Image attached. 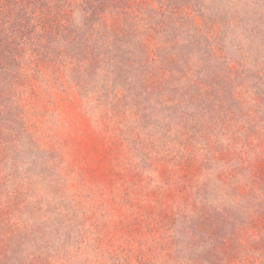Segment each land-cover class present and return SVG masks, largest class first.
<instances>
[{
	"label": "rangeland",
	"instance_id": "obj_1",
	"mask_svg": "<svg viewBox=\"0 0 264 264\" xmlns=\"http://www.w3.org/2000/svg\"><path fill=\"white\" fill-rule=\"evenodd\" d=\"M18 1L64 13L0 37V264H264V0Z\"/></svg>",
	"mask_w": 264,
	"mask_h": 264
},
{
	"label": "trees",
	"instance_id": "obj_2",
	"mask_svg": "<svg viewBox=\"0 0 264 264\" xmlns=\"http://www.w3.org/2000/svg\"><path fill=\"white\" fill-rule=\"evenodd\" d=\"M11 1V0H9ZM29 1V0H28ZM32 1H39V0H32ZM42 1V0H40ZM66 2V0H63ZM73 0H68V6L70 4H74L75 2ZM11 3V4H10ZM31 4V5H30ZM36 3L32 4L30 2H19L18 0H12V2H8V0H0V15L5 19L6 21L11 22V28L12 30H5V28H0V37L1 34L4 35V42L6 43L5 48L3 50L7 51V53L10 52V50H13V48L20 47L21 43H27L32 44L31 41L34 37V35L30 36L31 32L26 28L28 25L33 27H36L37 23H42L43 30H39L40 33L36 35V45L37 48H41L42 42L48 43L51 42L52 39H56L59 36V33L54 30H48L47 27L50 26V24H54L55 26L59 25L62 20V14L64 12H61L60 8H62L60 5L56 6L58 10H56V13L47 15L46 13L41 12L39 15H33L34 11H30L32 13V16L28 19L25 9H30V6L35 5ZM11 6V7H10ZM60 7V8H59ZM67 14V12H66ZM31 20V22H29ZM120 30H90L88 31H81V30H75V37H78L80 35H84V44L88 42V40L94 41L93 45L99 47V51H94V48L92 47L91 50H87V59L85 58V61L93 62L96 64L97 62L107 63L111 62L112 58L109 60L107 52H100L104 46L112 45V39H109L111 36L116 37L117 33H119ZM53 33L55 35H53ZM58 33V34H57ZM53 35V36H52ZM81 38V37H78ZM92 38V39H91ZM31 39V40H30ZM82 39V38H81ZM81 43H83L81 41ZM22 48V47H20ZM31 48V47H28ZM27 48V50H29ZM24 50V49H23ZM84 50V52H85Z\"/></svg>",
	"mask_w": 264,
	"mask_h": 264
}]
</instances>
